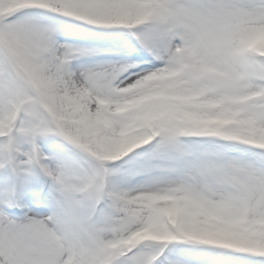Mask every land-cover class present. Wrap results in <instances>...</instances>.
<instances>
[{"label": "snow or ice", "instance_id": "1", "mask_svg": "<svg viewBox=\"0 0 264 264\" xmlns=\"http://www.w3.org/2000/svg\"><path fill=\"white\" fill-rule=\"evenodd\" d=\"M0 264H264V0H0Z\"/></svg>", "mask_w": 264, "mask_h": 264}]
</instances>
